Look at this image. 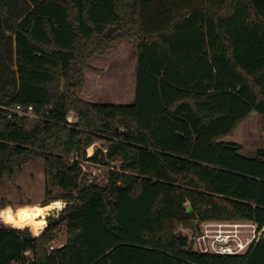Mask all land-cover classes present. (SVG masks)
<instances>
[{"label":"trees","instance_id":"obj_1","mask_svg":"<svg viewBox=\"0 0 264 264\" xmlns=\"http://www.w3.org/2000/svg\"><path fill=\"white\" fill-rule=\"evenodd\" d=\"M121 42L136 43L133 102L80 98L89 62ZM252 113L264 118V0H0V182L39 159L63 192L46 186L42 206L67 203L36 235L0 223V264H264V238L239 255L193 249L205 222L264 226V149L220 141ZM97 142L88 161L119 162L104 187L81 175Z\"/></svg>","mask_w":264,"mask_h":264},{"label":"rangeland","instance_id":"obj_2","mask_svg":"<svg viewBox=\"0 0 264 264\" xmlns=\"http://www.w3.org/2000/svg\"><path fill=\"white\" fill-rule=\"evenodd\" d=\"M135 50V42H121L107 55L93 58L89 62L90 69L83 72L84 83L80 98L92 103L130 105L133 102L135 93ZM28 118L32 119L34 116ZM70 121H74L73 114ZM220 141L239 145L242 156H254L257 150L264 149V118L258 113H252L238 126L232 135L224 137ZM103 146L104 143L97 142L94 146L89 147L85 151V158L92 155L95 149L103 148ZM70 158H72V155ZM79 162L84 166L86 172L95 173L93 182L101 187L107 184L109 172L116 171L119 166L118 161H110L107 164H91L82 159ZM46 186L50 189L52 196H62L63 192L61 190L46 182L43 161L35 159L23 166L21 171L13 177L4 178L0 182V211L7 207L14 210L21 206H42ZM56 202H59L62 206L59 210H51L44 221L35 222V224L41 226L27 228L32 234L34 233L33 235L45 228L48 223L58 221L65 214L64 208L67 203L62 200ZM0 223L11 227L2 220H0ZM184 233L190 239L191 233L186 230ZM65 240V232L61 230L55 242L52 243V247L61 246ZM197 248L199 249L198 245ZM193 249L195 250L194 247Z\"/></svg>","mask_w":264,"mask_h":264},{"label":"built area","instance_id":"obj_3","mask_svg":"<svg viewBox=\"0 0 264 264\" xmlns=\"http://www.w3.org/2000/svg\"><path fill=\"white\" fill-rule=\"evenodd\" d=\"M12 113L19 116H32V108L25 110L16 106ZM86 163H92L87 159ZM81 175L89 183H94L95 173L86 172L84 166L80 164ZM264 238V226L257 228L250 222H205L198 227V232L194 238L195 251L221 256L244 254L253 244ZM197 245L199 249L197 248ZM53 247L50 246V249Z\"/></svg>","mask_w":264,"mask_h":264},{"label":"bare ground","instance_id":"obj_4","mask_svg":"<svg viewBox=\"0 0 264 264\" xmlns=\"http://www.w3.org/2000/svg\"><path fill=\"white\" fill-rule=\"evenodd\" d=\"M59 202L52 203L46 207L32 205V206H21L12 210L5 208L0 211V220L6 224L12 226L14 224L28 225L30 223L42 222L46 219L49 211H55L60 209L62 206Z\"/></svg>","mask_w":264,"mask_h":264},{"label":"water","instance_id":"obj_5","mask_svg":"<svg viewBox=\"0 0 264 264\" xmlns=\"http://www.w3.org/2000/svg\"><path fill=\"white\" fill-rule=\"evenodd\" d=\"M187 214L192 218V220L196 221V216L194 215L190 207L187 208Z\"/></svg>","mask_w":264,"mask_h":264}]
</instances>
